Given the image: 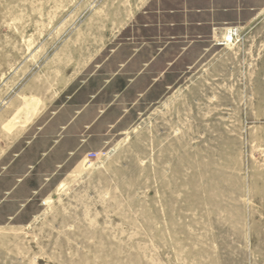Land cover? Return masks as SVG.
I'll use <instances>...</instances> for the list:
<instances>
[{
    "label": "rangeland",
    "instance_id": "obj_1",
    "mask_svg": "<svg viewBox=\"0 0 264 264\" xmlns=\"http://www.w3.org/2000/svg\"><path fill=\"white\" fill-rule=\"evenodd\" d=\"M0 264H264V0H0Z\"/></svg>",
    "mask_w": 264,
    "mask_h": 264
},
{
    "label": "bare ground",
    "instance_id": "obj_2",
    "mask_svg": "<svg viewBox=\"0 0 264 264\" xmlns=\"http://www.w3.org/2000/svg\"><path fill=\"white\" fill-rule=\"evenodd\" d=\"M230 32V31H229ZM230 33H232V34H234L233 32H230ZM230 33H227V35H226V37H225V41H227L228 43L233 39V36L232 37H230ZM231 34V35H232ZM175 177V176H174ZM165 199H167V198H165Z\"/></svg>",
    "mask_w": 264,
    "mask_h": 264
}]
</instances>
